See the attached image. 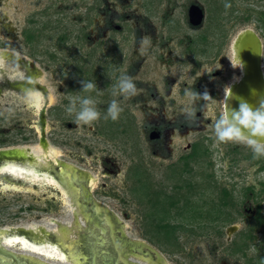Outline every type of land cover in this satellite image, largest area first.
I'll list each match as a JSON object with an SVG mask.
<instances>
[{"label":"rangeland","instance_id":"rangeland-1","mask_svg":"<svg viewBox=\"0 0 264 264\" xmlns=\"http://www.w3.org/2000/svg\"><path fill=\"white\" fill-rule=\"evenodd\" d=\"M245 31L262 42L264 71V0H0V164L36 165L40 175L0 171V231L69 240L64 263L10 249L75 264L71 244L89 218L81 181L164 264H261L264 157L219 142L213 127L240 78L234 44ZM124 74L137 96H113ZM81 80L97 89L82 92ZM185 87L206 88L214 102L204 108ZM26 88L44 102L30 107ZM89 96L101 118L77 123L67 106ZM113 99L123 111L105 120ZM11 150L18 159L7 161L1 152Z\"/></svg>","mask_w":264,"mask_h":264},{"label":"clouds","instance_id":"clouds-1","mask_svg":"<svg viewBox=\"0 0 264 264\" xmlns=\"http://www.w3.org/2000/svg\"><path fill=\"white\" fill-rule=\"evenodd\" d=\"M224 7L228 9L231 7V4L225 3ZM6 54L7 49H0V64L3 63ZM232 65L234 68H242L238 59L237 63ZM79 83L82 92H91L97 89V85L92 81L81 80ZM227 88L231 93L230 87ZM139 92L140 90L133 82V78L124 74L119 77L113 89V96L123 95L128 98L137 96ZM184 97H191L193 101L203 100L205 102L204 108L208 107L209 102H214V99L206 88L200 93L192 88L185 87ZM24 99L30 107H36L38 104H42L45 98L37 89L26 88L24 90ZM66 110L68 113H75L77 123L83 122L84 124H88L101 118V113L96 107V101L90 96L79 98L78 105L74 100L67 106ZM122 111L123 109L119 101L113 99L110 101L107 114L103 118L105 120L110 118L116 121L119 119ZM185 111L189 120L195 119L197 109L194 106L186 108ZM213 127L215 136L219 142L244 144L251 148L254 159L264 157V97H261L255 106L241 99L237 108L227 107L217 117ZM261 264H264V260L261 261Z\"/></svg>","mask_w":264,"mask_h":264},{"label":"flooded vegetation","instance_id":"flooded-vegetation-1","mask_svg":"<svg viewBox=\"0 0 264 264\" xmlns=\"http://www.w3.org/2000/svg\"><path fill=\"white\" fill-rule=\"evenodd\" d=\"M196 7V5H193L189 10L190 21L191 17L196 19ZM192 9L193 13L191 16ZM2 166L3 165H0V168ZM28 176L30 177V175ZM77 183L80 186L81 201L83 203L82 208L89 215V218L87 219L85 233L71 244L76 246V249L70 251L75 264H164L162 257L157 251L148 244L128 239L112 213L109 210L107 213L104 208L101 209L95 204L96 200L93 196L91 198L85 196L82 185L87 186L89 189L90 186L81 181ZM98 204L104 207L100 203ZM62 226L66 229V226ZM32 234V238L28 239L35 245H41L47 240L45 236L38 235L37 233ZM7 237V235L0 237V249L8 251L12 256H7L0 252V264H45L41 263L37 258L30 259V261L29 259L24 260V255L18 252L20 250L16 249V251H14L6 247L5 240ZM48 239L50 240V238ZM50 241L57 243L68 259V236H66L65 241L62 243L54 236ZM36 254L37 253H34L33 255L42 257Z\"/></svg>","mask_w":264,"mask_h":264},{"label":"water","instance_id":"water-1","mask_svg":"<svg viewBox=\"0 0 264 264\" xmlns=\"http://www.w3.org/2000/svg\"><path fill=\"white\" fill-rule=\"evenodd\" d=\"M257 35L252 31H245V33L241 34L239 39H237L236 47L234 53L237 54L238 59L240 60V63L242 65V68H240V80L239 82L231 88V93L228 90L226 97L224 99V110L229 108H237L239 105V102L241 99L247 101L249 104L254 105L257 104V96L261 95L264 97V71L262 68V46H259V40ZM247 44L251 45L252 52L248 56V53L246 52V46ZM251 57V58H250ZM258 93V94H256ZM231 94V95H230ZM259 97V96H258ZM2 157L7 159V161H11L13 159H18V152L17 151H4L1 152ZM2 165V164H0ZM64 167H67L65 163H63ZM83 193L87 198H91V192L90 189L82 185ZM95 199V198H94ZM98 203L103 205L104 207L100 206L96 201L95 204H97L101 209H105L108 213L109 211L112 213V215L116 218L118 225L123 230V233L125 236L135 241V237L130 232L126 224L103 202L98 199H95ZM107 209H106V208ZM109 210V211H108ZM230 233L236 231V227L232 226L228 229ZM4 236L2 231H0V237ZM5 240V238H4ZM6 247H8L7 242L5 240ZM9 248V247H8ZM0 252L4 255H11L8 251H4L0 249ZM30 261L31 258L25 257L24 260Z\"/></svg>","mask_w":264,"mask_h":264},{"label":"bare ground","instance_id":"bare-ground-1","mask_svg":"<svg viewBox=\"0 0 264 264\" xmlns=\"http://www.w3.org/2000/svg\"><path fill=\"white\" fill-rule=\"evenodd\" d=\"M192 13H193V9L191 11V16H192ZM243 33H245V32H243ZM240 36H241V34L239 35V37ZM257 39H258V37H257ZM258 40H259V46L261 47L262 46V42H261L260 39H258ZM237 41H236V43H237ZM236 43L234 44V51H235ZM245 48H246V52L248 53V56H249L250 53L252 52V47H251V45L247 44V46ZM235 57H236V62H237L238 56H237L236 53H235ZM238 61L240 62L239 59H238ZM240 79L241 78H239L235 83H233L230 86V89L233 88L239 82ZM256 94H258V93H256ZM256 96H257V101L262 97L259 94L256 95ZM255 105L256 104L254 103V106ZM0 170L3 173H9V174H12V175H15V176H19V177L20 176H24V174H30L31 175V180H39V178H40V175H39V172H38L39 168L36 165L23 166V165L10 163V164L3 165L0 168ZM45 177H47V175H45ZM47 183H53V185H57L56 181H54L53 179H48ZM6 189H8V190L10 189L11 190L10 187H7ZM18 189L19 188H15L14 190L18 191ZM6 242H7V245H8L9 248H13L16 245H20L22 251L24 250L27 253H33V254L37 253L38 255H41L42 257H45V258H48V259L58 258V261H62V263H64L66 261V259H67L66 255L61 251V248L59 247V245L51 244L50 240H46L41 245H35V244L31 243L29 241V239L27 237L23 236L22 234H18V233L14 234L13 233V234H10L6 238Z\"/></svg>","mask_w":264,"mask_h":264},{"label":"trees","instance_id":"trees-1","mask_svg":"<svg viewBox=\"0 0 264 264\" xmlns=\"http://www.w3.org/2000/svg\"><path fill=\"white\" fill-rule=\"evenodd\" d=\"M79 73H80L81 75H84V74H89L90 72H89L88 69H83V68H81V69L79 70ZM75 74H77V73H75ZM196 149H197V147L194 146V150H193V152H192V155H195Z\"/></svg>","mask_w":264,"mask_h":264}]
</instances>
